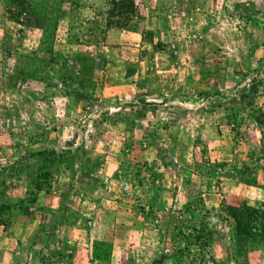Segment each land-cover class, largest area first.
<instances>
[{
	"label": "rangeland",
	"instance_id": "1",
	"mask_svg": "<svg viewBox=\"0 0 264 264\" xmlns=\"http://www.w3.org/2000/svg\"><path fill=\"white\" fill-rule=\"evenodd\" d=\"M112 1L0 0V264H264V0Z\"/></svg>",
	"mask_w": 264,
	"mask_h": 264
},
{
	"label": "trees",
	"instance_id": "2",
	"mask_svg": "<svg viewBox=\"0 0 264 264\" xmlns=\"http://www.w3.org/2000/svg\"><path fill=\"white\" fill-rule=\"evenodd\" d=\"M137 13V5L135 0H113L112 7L108 12V15L112 18L110 22L116 27H124L127 19H130V15ZM241 210H233L235 221L237 223L238 232L242 233V229H246V225L243 222V216ZM250 233V232H249Z\"/></svg>",
	"mask_w": 264,
	"mask_h": 264
},
{
	"label": "crops",
	"instance_id": "3",
	"mask_svg": "<svg viewBox=\"0 0 264 264\" xmlns=\"http://www.w3.org/2000/svg\"><path fill=\"white\" fill-rule=\"evenodd\" d=\"M39 0H36V3L38 2ZM47 2H49V0H46ZM23 249L24 248H22V246L21 245H19L18 246V252H17V254L16 255H14L13 257H14V261H16V264H23L24 262H27L28 260H27V256L24 254V251H23ZM32 256V261L30 262V264H35V261L36 260H33V255H31ZM6 257H9V260L10 261H12L11 260V258L10 257H12V255H7ZM7 259V258H6Z\"/></svg>",
	"mask_w": 264,
	"mask_h": 264
}]
</instances>
